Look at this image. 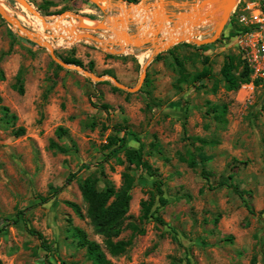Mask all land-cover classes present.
I'll use <instances>...</instances> for the list:
<instances>
[{
	"label": "rangeland",
	"instance_id": "374dc122",
	"mask_svg": "<svg viewBox=\"0 0 264 264\" xmlns=\"http://www.w3.org/2000/svg\"><path fill=\"white\" fill-rule=\"evenodd\" d=\"M26 1L48 22L70 14L79 22L77 33L108 39L106 30L82 28L83 17L111 21L124 13L118 3L127 7L145 0H112L104 11L90 0ZM0 3L26 28L37 31V16L18 0ZM239 10L240 5L232 7L213 42L201 45L186 39L155 53L147 62L142 85L133 92L109 77L136 86L141 67L151 56L148 44L125 45L118 51L119 45L102 47L90 37L77 35L68 42L43 26V40L56 54L80 60L81 68L102 78L96 80L82 69L62 67L47 48L31 44L0 14V54L8 51L0 57V105L16 115L9 124L0 118V264H93L70 236V225L83 228L98 242L111 264H264V24L252 23L247 13L241 21ZM139 25L130 21L125 28L135 32ZM191 28L193 37L206 38L215 23ZM229 53L239 62L236 72L243 63L249 69L247 83L237 89H226L219 75ZM175 58L182 61L187 77L203 68L208 75L178 81ZM17 70L23 93L12 87ZM18 125L24 130L16 134ZM58 125L66 130L61 136L55 133ZM124 131H128L124 145L139 149L157 168L166 202L160 204L155 193L151 215L139 217V202L155 191L154 176L134 169L125 227L118 236L130 244L112 256L86 216L78 181L91 173L97 188L102 189L103 178L117 187L126 165L125 160L119 162L123 152L105 157L102 145L109 134ZM50 139L66 151L49 146ZM192 152L198 160L195 166L184 159ZM202 157L206 160L199 162ZM221 180L246 190L244 199L231 186L220 185ZM52 186L60 190L40 202ZM30 229L43 234L47 249Z\"/></svg>",
	"mask_w": 264,
	"mask_h": 264
},
{
	"label": "trees",
	"instance_id": "16d2710c",
	"mask_svg": "<svg viewBox=\"0 0 264 264\" xmlns=\"http://www.w3.org/2000/svg\"><path fill=\"white\" fill-rule=\"evenodd\" d=\"M30 42V41H29ZM33 45V42H30ZM7 52H2L0 57ZM59 55V54H58ZM60 56V55H59ZM61 57V56H60ZM66 63H73L77 65H81V61L70 57L65 58L61 57ZM176 71L178 73L177 80L178 81H192L194 79L203 77L208 75V70L205 68L194 71L190 77H187L184 72H182V61L178 58H175ZM91 62L89 61V66ZM239 66V62H236L234 59V55L229 53L225 56L223 63L219 68L220 79L224 83L226 89H237L243 83H247L249 69L246 64H242L241 68L238 72H236L237 67ZM3 79L2 70L0 69V80ZM254 82H258L257 79L253 80ZM264 83V79H262ZM12 87L17 90L19 93L24 92V86L22 82V76L20 71L17 70L13 75ZM117 88V87H116ZM114 87V89H116ZM103 108H107L106 104L101 105ZM214 111V110H213ZM222 109L219 111L221 113ZM0 118L3 120L5 124H9L16 120V115L14 112H10L5 105H0ZM24 130L23 125H18L14 130L16 134L22 133ZM121 130L120 127L115 129ZM66 131L65 128L58 125L55 133L57 135H62ZM116 131H114L116 133ZM128 131L122 132V134H109L106 137V142L102 145L104 149H107L105 157L113 155L116 150H121L123 152L124 159H119V162L126 161V165L120 171V181L117 187H115L112 182L103 178L102 179V189L96 187L97 178L94 174H87L82 177L78 181V188L80 189L81 195L86 204L85 213L89 218V221L93 224L94 230L96 233L101 235L102 244L107 253L114 256L118 253L125 250L127 244H130V240L128 238L118 237L122 229L125 227L124 218L126 216V212L128 209V202L131 199V187L133 186L135 176L132 171L134 169H139L140 171L146 173L147 175L154 176L152 180V187L155 191H149V198L143 199L139 202L140 205V218L146 219L151 215L150 207L154 200L155 193L158 195L159 203L164 204L166 202V198L163 195V188L161 187V178L159 176V172L155 166H153L143 155L139 149L129 148V146L124 145V136ZM200 142H203L200 137H195ZM154 144L153 142L151 143ZM49 146L56 148L59 152H65V146L60 145L54 140H49ZM185 161L190 166H195L198 163V160L194 157L193 152L187 155V158H184ZM206 158H200L199 162H204ZM101 172V171H100ZM231 175H228L230 177ZM68 180V179H66ZM220 185L226 184L231 186L235 193L241 199H244L243 193H247L246 190H241L232 181L225 182L221 180L219 182ZM53 190L47 196H40V202H45L52 195H55L58 190H60L59 186H52ZM74 211L78 213L77 206L75 204H71ZM246 209L251 212V208L248 204H245ZM154 218L160 222H163V219L159 215H154ZM15 219H13L14 221ZM130 223V222H129ZM130 226L136 228L134 223H130ZM68 231L70 236L76 240V243L79 247H83L86 257L92 260L93 264H111L110 260L106 258L104 250L101 248L98 242L89 238L86 231L83 228H80L75 225H70L68 227ZM142 231V230H140ZM30 232L35 234V236L41 240L42 246L44 249H47V246L44 244L42 233L33 229H30ZM231 235H228L226 238H230Z\"/></svg>",
	"mask_w": 264,
	"mask_h": 264
},
{
	"label": "water",
	"instance_id": "95a60500",
	"mask_svg": "<svg viewBox=\"0 0 264 264\" xmlns=\"http://www.w3.org/2000/svg\"><path fill=\"white\" fill-rule=\"evenodd\" d=\"M94 3L100 11H104L107 9V4L111 3L112 0H90ZM104 1V4L101 2ZM237 0H153L148 2L145 0L143 3L144 9L151 12V20L152 27L150 35H139L137 33V29L135 32L128 31L126 28L122 29L121 32L114 31L113 27L115 26V18L118 16H112L113 21L111 22H104L100 21L94 23L93 25L87 24L82 22L80 25L82 28H90V29H102L108 31L109 35L116 36L115 40L111 42H105L104 39L96 37L93 33L84 31L80 32V38L90 37L94 39L100 46L109 48L107 46L111 45H119V50H124L125 45H131L132 47H142L146 44L149 47H152L151 56L146 62L143 63L141 67V72L138 78V84L136 86L131 87L125 83L117 81L114 77H109L115 85L128 89L131 92L137 91L140 86L142 85V80L145 75V68L147 62L151 59V57L163 50L168 49L170 45L178 42L186 41V39L191 40L193 43L196 44H208L213 42L217 36L219 35L221 29L224 27L225 23L230 14V10L235 5ZM20 4H22L30 13L38 14L35 10H33L26 0H18ZM132 3V2H131ZM114 4V3H112ZM133 4V3H132ZM166 6H173L177 10H170L167 9ZM0 14L1 16L8 21L9 23H14L15 26L22 31L24 36L38 46H42L49 50L50 56L54 59L55 62L60 64L62 67L65 68H74L77 70H81L92 79L100 80L101 77L96 76L95 74L91 73L90 71L81 68V66L76 64L66 63L58 56L55 52L54 47L47 40H43L40 38L38 33L33 32L32 30L26 28V26L20 21L19 18L16 16L9 14L6 12L5 7L0 3ZM120 19V18H119ZM131 21V20H130ZM129 21V22H130ZM167 21L169 28L172 30H182L186 25H200L205 24L207 22H214L215 28L213 29V33L211 36L206 38H197V37H188L185 34H180L179 36H171L169 40H159V31L160 27ZM128 25V23H127ZM126 27V26H125ZM119 34V36H118ZM119 38L122 39V43L119 42ZM163 41V42H161Z\"/></svg>",
	"mask_w": 264,
	"mask_h": 264
},
{
	"label": "bare ground",
	"instance_id": "6f19581e",
	"mask_svg": "<svg viewBox=\"0 0 264 264\" xmlns=\"http://www.w3.org/2000/svg\"><path fill=\"white\" fill-rule=\"evenodd\" d=\"M101 4H104V1L101 2ZM124 2H120L117 4L118 10L120 9V7L122 6L124 13L119 14L116 18H115V26L113 27L114 31H119L121 32L122 29H125V26H127V23L131 20L133 23H137L140 24L138 27V31L137 33L139 35H150L151 33V27L152 25L148 22V19L150 17V15L152 14L151 12L147 11L144 9L143 3L140 4H132V5H128L127 7L124 6ZM111 5V3L107 4V8H109ZM132 7V8H131ZM133 11V14H132ZM120 13V11H119ZM150 14V15H149ZM35 16H37L35 23V26L37 29V31H35L36 33H38L40 38H43V26L44 28H48L50 29V31L53 29L55 31V33H58L57 35H55L53 32L50 33V35L52 36H56L59 37L61 36L62 39L67 40L68 42H73L75 40H77V35H78V39H79V34L80 32L77 33V26H79V22L76 21L75 17L73 15L70 14H63L60 15L61 17L58 18L56 21L54 22H48L46 20L45 17L41 16L39 13L38 14H34ZM66 17L68 19H66ZM75 18V19H73ZM112 18V17H110ZM120 18V19H119ZM80 19V18H79ZM134 19L139 20V22H136ZM114 19H112L111 21H113ZM109 21V20H108ZM107 21V22H108ZM109 21V22H111ZM83 22L93 25L95 22L94 19H91L89 17H83ZM90 22V23H88ZM150 25L151 27H149V29L146 30L147 26ZM193 25H186V27H184L182 30H172L169 28V25L167 23V21L164 22V24L162 25V27H160V31H159V37L158 39L160 40H169L171 38V36H179L180 34H185L188 37H192L193 35ZM60 33V34H59ZM113 35H109L107 38L108 39H104L105 42H111L113 40H115V37H112ZM119 36V34H118ZM161 41V42H163ZM119 42L122 43V39L119 38Z\"/></svg>",
	"mask_w": 264,
	"mask_h": 264
},
{
	"label": "built area",
	"instance_id": "2783aa9c",
	"mask_svg": "<svg viewBox=\"0 0 264 264\" xmlns=\"http://www.w3.org/2000/svg\"><path fill=\"white\" fill-rule=\"evenodd\" d=\"M235 5H240L237 12L240 20H246V13L252 23L264 24V0H237Z\"/></svg>",
	"mask_w": 264,
	"mask_h": 264
}]
</instances>
